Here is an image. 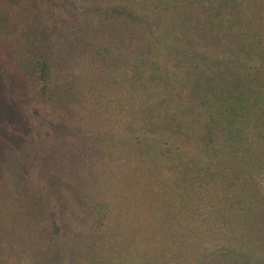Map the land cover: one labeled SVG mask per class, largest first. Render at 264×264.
<instances>
[{"label":"trees","instance_id":"obj_1","mask_svg":"<svg viewBox=\"0 0 264 264\" xmlns=\"http://www.w3.org/2000/svg\"><path fill=\"white\" fill-rule=\"evenodd\" d=\"M0 46V264H264V0H0Z\"/></svg>","mask_w":264,"mask_h":264},{"label":"rangeland","instance_id":"obj_2","mask_svg":"<svg viewBox=\"0 0 264 264\" xmlns=\"http://www.w3.org/2000/svg\"><path fill=\"white\" fill-rule=\"evenodd\" d=\"M5 54V50L3 47L0 46V56H3ZM13 79L7 80L8 85H12L13 83L19 84V86H22V83H20V80L11 81ZM17 94V92H15ZM18 97L13 96V101L11 99V103L18 104L19 108H24L26 105H29L30 103L36 102L38 98L31 99L32 101H29L28 98V92L26 89H22L20 94H17ZM3 99L0 98V167L6 166L9 170V173L11 176L15 177V180L17 183L24 181V175L23 172H26L27 166L26 162L28 160V151H25L26 143L22 141L21 138L12 139L10 136V127L12 126V123L10 119L8 118V115L5 114L4 109L6 108L5 103ZM9 101V100H8ZM42 106V103L40 104ZM13 106V105H12ZM3 107V108H2ZM22 110V109H21ZM41 119L36 122L34 127L32 128V131L34 134L36 133H42L43 127H42V115L40 116ZM11 123V124H9ZM41 151V148H40ZM42 155H39L37 157H41ZM42 161L38 159H34L33 163V172L41 171ZM35 173V174H37ZM34 175V174H32ZM40 180V178H39ZM43 180V178H42ZM20 183V184H21ZM33 186V185H32Z\"/></svg>","mask_w":264,"mask_h":264}]
</instances>
